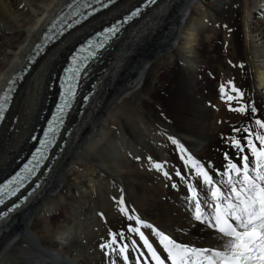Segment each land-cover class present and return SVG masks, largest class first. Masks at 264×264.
I'll use <instances>...</instances> for the list:
<instances>
[{
    "label": "bare ground",
    "instance_id": "6f19581e",
    "mask_svg": "<svg viewBox=\"0 0 264 264\" xmlns=\"http://www.w3.org/2000/svg\"><path fill=\"white\" fill-rule=\"evenodd\" d=\"M68 1L0 0V92L14 86L0 126V180L31 147L30 135L53 104L56 91L48 87L69 51L89 36L88 29L103 27L115 13L108 26L144 0H117L48 44L23 75L33 45ZM223 21L229 24L230 44L222 40L229 34ZM125 28L82 71L87 76L79 83L86 89L94 81V92L81 115L80 102L68 114L57 146L65 144L53 152L49 171L43 173V166L38 174L39 187L0 219V264H123L115 251L101 248L109 231L128 246L129 264L150 261L138 237L127 231L136 225L119 212L121 198L130 214L177 242L215 246L216 233L193 219L187 184L197 186L205 206L207 188L189 179L187 157L171 140L217 182L224 153L238 160L225 138L243 135L233 128H241L247 117L228 110L219 81L224 70L232 71L242 102L264 117V0H158ZM164 64L171 74L167 82ZM156 80L167 83L164 98L157 96ZM124 112L132 121L123 119ZM138 116L145 129L133 123ZM141 230L167 264L151 231Z\"/></svg>",
    "mask_w": 264,
    "mask_h": 264
},
{
    "label": "snow or ice",
    "instance_id": "6c2138e0",
    "mask_svg": "<svg viewBox=\"0 0 264 264\" xmlns=\"http://www.w3.org/2000/svg\"><path fill=\"white\" fill-rule=\"evenodd\" d=\"M106 31H113V29H106ZM81 59L74 54L73 63L65 69V72L69 74V84L67 91L61 93L63 97H70L74 93V87L70 81L79 75L77 61ZM219 93L220 99L229 111L247 117V123L241 128H233L234 133H243V135L225 138V143L238 153L239 158L233 162L229 153H224L223 159L226 163L223 165V171L217 170L216 173L220 176L219 182L209 175L203 164L188 155L175 139L171 140L183 156L187 157L185 165L192 173L189 179H198L200 184L207 188V195L204 197L207 201L206 206L201 202L199 189L191 182L187 184L188 199L193 204V219L200 224H205L216 233V244L209 247H189L179 243L152 224L130 214L121 198L118 201L119 212L128 220L134 221L136 225L135 227L129 225L127 231L138 237L147 256L150 257V261L145 259L143 264H166V261L158 255L153 243L141 230L142 228L149 229L152 236L157 239L166 253L167 264H264V117H258L255 107L242 102L243 94L231 80L219 86ZM7 99V96L0 97V117L3 115V101ZM233 101H235V107H233ZM66 104L67 99L65 104H58L57 108L63 111ZM152 167L168 176L161 164L152 163ZM212 167L211 163L207 165V168ZM25 168L27 169V166ZM177 175L179 176L180 173ZM19 179L18 173L12 180L0 186V195L5 190L8 194L14 195L15 190L11 188V185L17 183ZM0 203H3L2 199ZM118 235L121 241L125 238L123 232ZM132 247L136 252L140 251L135 244ZM101 248L115 251L122 258L123 264H129L128 246L118 243L117 234L109 231L108 242L102 244ZM105 255H109V252L106 251ZM135 264H141V261L136 260Z\"/></svg>",
    "mask_w": 264,
    "mask_h": 264
},
{
    "label": "water",
    "instance_id": "95a60500",
    "mask_svg": "<svg viewBox=\"0 0 264 264\" xmlns=\"http://www.w3.org/2000/svg\"><path fill=\"white\" fill-rule=\"evenodd\" d=\"M155 1L156 0H148L147 2H145V0H144V2H142V3H144V4H142V3H138L137 4V8L138 7H140V8H142V9H137V11L136 12H133V13H135V15H133V13L130 15V16H128L129 18H134V17H136V15H138L141 11H143L145 8H148V7H151L154 3H155ZM122 17H123V15H121V17L119 18V19H121L119 22H117V23H115L114 25H113V32L114 33H116L119 29H122L123 27H124V25L126 24V22H129L130 21V19H127V20H122ZM113 23H114V21H113ZM112 31H107L106 32V36H107V40L108 39H111V37H112V33H111ZM89 34H90V32H89ZM101 40L99 41V42H103L104 40H103V38H100ZM91 49L93 50V47H91ZM96 51H99L98 49H96V50H94V52H96ZM99 55L100 54H95V55H93V56H91V57H88V58H83V59H81L79 62H78V64H80L83 60H87L86 62H85V64L83 65V66H79V69L80 70H82L87 64H88V62L92 59V58H94V57H99ZM86 74V73H85ZM85 74H84V76H85ZM77 80H78V78H77ZM71 81H72V79H71ZM71 81H70V83H71ZM69 82V81H68ZM94 81H92L91 83H90V85L89 86H87V89H86V91L84 92V95H85V99H83V105H82V107H81V110H80V112H79V114H81L82 113V108L87 104V102L89 101V99H90V97L92 96V94H93V92H94V90H93V86H94ZM88 89H92L91 91H89ZM59 118V117H58ZM30 174H32L31 172L29 173V175ZM33 178V176H31V177H29V179H32ZM23 181H25V180H23ZM28 182H26L25 184H27ZM24 186H21V187H19L18 189H15V192L17 193L18 192V194L15 196V197H13V198H11V200L6 204V205H4V206H2L1 208H0V219H2V218H4L5 216H7L9 213H11L13 210H15L17 207H19L22 203H23V201H25L27 198L26 197H28V195L30 194V191L27 193L26 191H21L22 190V188H23ZM17 203V204H16ZM9 209H11V211H9Z\"/></svg>",
    "mask_w": 264,
    "mask_h": 264
},
{
    "label": "rangeland",
    "instance_id": "374dc122",
    "mask_svg": "<svg viewBox=\"0 0 264 264\" xmlns=\"http://www.w3.org/2000/svg\"><path fill=\"white\" fill-rule=\"evenodd\" d=\"M115 7V6H114ZM258 11V10H257ZM258 12H260V11H258ZM116 16V14L115 13H112L109 17H108V20L111 18V17H115ZM108 20H106V22L108 21ZM106 22H105V24L104 25H107L108 24V22H107V24H106ZM220 24H221V26L226 30V33H229L228 34V37L227 38H223L222 40L226 43L227 42V44H230L231 43V38H230V29L228 28V26H229V24L227 23V22H225V21H223V22H220ZM103 25V26H104ZM101 26H98L97 28H92V29H88L89 31H86L85 32V34H88L89 32L90 33H93L94 31H96V30H98L99 28H100ZM127 28H125L124 30H126ZM217 43H220V41H217ZM227 53H229L228 51H227ZM226 53V54H227ZM256 56V54H254V57ZM167 66V65H166ZM165 66V64H164V68H162L163 70V74H165L163 77H164V82H167L170 78H171V74H167V72H168V68L169 67H166ZM56 70L58 71V67L56 68ZM167 70V71H166ZM229 80H231L232 82H233V84L235 85V78H234V74H233V72L232 71H230V70H228V71H226V70H224L223 71V76H222V78L220 79V81H219V85H221L222 83H224V84H226V82L227 81H229ZM155 84H156V86H157V89H156V92L158 93L157 94V96L159 97L160 96V98H164V94L166 93V88H167V83H163L162 84V82L161 81H155ZM258 85H259V83H256V84H254V86H253V89L256 91V92H259L258 90ZM235 87H237L236 85H235ZM49 99V98H48ZM48 99H47V101H48ZM82 114V113H81ZM80 114V115H81ZM133 114V113H132ZM79 115V116H80ZM37 117V116H36ZM123 119H125V120H127V121H132L131 120V118L128 116V115H126V113L124 112V114H123ZM144 119H142V117H136V118H134L133 119V123H136L138 126H140L141 128H143V129H145L144 128V126H143V124H142V122L141 121H143ZM112 123L113 124H115L114 126H116V122H113L112 121ZM112 130V129H111ZM154 130H156V128H154Z\"/></svg>",
    "mask_w": 264,
    "mask_h": 264
}]
</instances>
